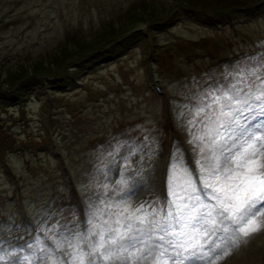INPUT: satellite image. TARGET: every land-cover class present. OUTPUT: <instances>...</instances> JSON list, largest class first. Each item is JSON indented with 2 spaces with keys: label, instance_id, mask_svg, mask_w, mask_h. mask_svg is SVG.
I'll return each mask as SVG.
<instances>
[{
  "label": "rangeland",
  "instance_id": "1",
  "mask_svg": "<svg viewBox=\"0 0 264 264\" xmlns=\"http://www.w3.org/2000/svg\"><path fill=\"white\" fill-rule=\"evenodd\" d=\"M184 1L213 16L223 15L226 7L237 6L238 3L247 1H250V7L234 10L240 14L259 7L252 4L259 0ZM172 10L173 0H0V214L8 215L0 222V241L4 242L0 254H4V258L5 253L6 258L12 255L11 234H19L33 228L25 223L26 216L35 218L37 225L43 230L50 228L56 215L61 216L60 223L66 214L71 216L73 221L68 228L79 220L75 208L64 204L54 213L46 201L51 194L61 195L62 189L67 191L72 187L71 195L75 196L78 193L84 195L88 203V217L92 216L93 220L99 222L91 221L93 226L88 227V235L80 231L79 225L75 226L73 244L66 241L65 232H58L54 227L46 231L45 236L52 239L55 246L72 254L68 262L62 261L53 247L39 240L34 247L38 250L40 247L47 249L39 256L45 259L41 261L34 254L31 262L28 256H24L23 264L30 262L81 264V261L83 264H115L106 254L108 247L111 246L109 241L115 236L113 230L128 223L124 208L136 210L144 205L142 212L149 208L146 204L157 197V192H160L162 154L159 150L153 149L142 153L144 158H140L134 165L137 172L129 176L130 168L127 166L121 178L115 181L111 177L114 174L115 162L105 148L109 145L94 147L97 143L94 141L98 138H102L100 142L104 139L108 142L113 141L110 148L115 150L117 142L118 144L122 142L119 136L112 135L119 124L123 126L134 124V127L138 128L139 132L144 131V134L153 135L156 131L163 135V108L169 106L170 96L176 124L190 141L195 152L199 177L209 183H216L214 176L210 175L211 169L217 163L215 158L217 149L211 146V139L219 137H216L214 132L211 137L205 135L207 132L205 124L208 123L205 117L208 113H197L191 107H185L190 106L186 100L190 96H195L198 101L203 94L202 90L207 89L209 85L223 89L230 80L238 84L234 89L229 86L235 93L236 89L243 85H249L245 94L257 93L264 89V52L261 55L244 57L224 67L216 65L215 68L207 70L209 67L205 65V61L216 64L220 53L229 54L240 47L242 49L250 45L253 47L256 42L264 44V38H261L264 36V5L253 17L243 21L238 19L236 30L230 29L227 19L211 22L209 23L211 26L181 21L182 23H178L176 27H169L171 28L169 33L158 31L154 38L163 41L162 46H153V38L142 40L145 51L155 48L161 51L159 56L162 57L152 62V71L147 73H153L149 78L151 82L160 81L164 84L169 96L167 102L163 95H158L147 88V77L140 65L141 46L138 42L128 43L120 33L131 25H138L142 30L146 28L145 22L139 20L135 12L150 13L153 18H168ZM174 14H177V11H173L170 17ZM168 39L175 40L176 44L165 45ZM201 49L209 50L211 57L199 51L204 61L199 59L187 61L186 58L192 51ZM108 52L110 54L105 57L99 56ZM93 57H97L92 60L95 61L94 66L102 63L96 68L99 70L96 71L98 74L93 77L94 79L88 80L87 87L72 88L66 93L56 90L52 101V105H55L53 115L49 117L52 108L48 110L46 107L45 95L42 94L46 91L43 87L50 83L66 81L58 78L61 69L70 64L69 59L79 58L87 61ZM108 60L111 61L103 63ZM36 66L40 68L34 70ZM177 70H181L180 74H174ZM34 73L36 77L33 76ZM204 82L208 85L204 86ZM26 86L28 87L20 92H25L26 98L10 105L4 103V98L20 94L13 95ZM39 87H42L41 91H38ZM93 98L97 99L91 100ZM83 104L85 106L81 107ZM236 105L237 103L233 101L231 111L236 109ZM1 124L4 130L1 129ZM261 124H264V119L260 120L257 126ZM56 136L63 145L72 166L70 168L76 177L70 184L62 179L65 169L53 153L55 143L53 138ZM195 136L205 138L203 141L193 143ZM257 140L264 143V134H258L253 143ZM123 147L118 153L125 154L123 157L125 164H134L131 160V154L134 153L132 146ZM202 147L203 152L200 150ZM152 156L156 160L153 166L148 168ZM261 160L264 161V157H261ZM220 163L222 164V157ZM177 173L179 179L175 181ZM134 176L142 180V185L138 187L139 190L134 196H129L130 192H124L123 195L122 188ZM173 179L175 191L179 195L184 193L182 198L197 195L195 177L192 176L190 169L179 167L174 172ZM220 186V183H216L217 188ZM208 191L211 194L213 190L208 187ZM139 195H144L141 202L137 201ZM203 202L213 207L217 204L214 199ZM118 219L121 225L116 224ZM151 219L149 217V220ZM251 219H254L259 227L256 231H250L247 237L238 230L233 232L229 220L225 221L228 225L225 237L231 238V246L226 242L227 254L222 255L228 259L226 264H232L230 259H234L237 254L245 256L238 257L237 264H264V206ZM37 225L34 228L38 229ZM238 226L243 225L239 222ZM92 232L99 233L96 241L90 240ZM85 236L88 237L87 243L83 239ZM77 237L80 239H76ZM217 237H219L217 233L214 235L212 232L201 233L197 243L202 239L218 240ZM260 237L263 238L261 245L254 251L247 252L246 249L253 239ZM92 245L96 246L94 250L103 253L100 261L87 262L86 256L89 254L81 255L84 250L90 253L94 251ZM120 255L127 256V264H138L137 258L141 252L121 249ZM222 256L213 258L211 264H219ZM159 257V253H153L152 257L139 264H157Z\"/></svg>",
  "mask_w": 264,
  "mask_h": 264
},
{
  "label": "snow or ice",
  "instance_id": "2",
  "mask_svg": "<svg viewBox=\"0 0 264 264\" xmlns=\"http://www.w3.org/2000/svg\"><path fill=\"white\" fill-rule=\"evenodd\" d=\"M230 85L233 89L236 87L231 80L229 84L223 86V89L216 85H209L207 89L202 90L203 94L198 102L194 100L192 105H185L197 113L207 112L205 119L208 123L205 124L207 129L205 135L211 137L214 132L215 136L219 137V139H211V146L217 149L215 153L217 163L211 169L210 175H213L216 183H220L221 186L217 188L216 183H209L205 180V187H211L213 190L211 194L205 193V196L216 200V206L204 203L205 197L198 194L188 197L183 204L177 203L174 197L178 198L179 193L172 187L171 177L173 169L182 167V165L178 162L170 164L169 188L164 198V207L159 212L151 206L141 212L144 205L136 210L124 208L128 223L124 226L121 225L119 219L116 221V224L121 227L113 230L115 236L110 239L111 246L106 252L115 264H127L125 258L120 255L121 249L140 250L141 255L137 258L138 264L148 260L153 253L160 254L157 264H194L195 261L206 259L204 252H213L214 256L208 260V264H211V259L226 255L227 251L226 249L215 251L218 245L209 249L203 244H198L197 240L200 239L201 233L212 232L214 235L218 226H222V231L227 233L228 225L225 221L228 220L236 225L233 227V232L238 230L245 237L250 234V231L258 229L259 226L251 217L261 211L258 205H264V161L261 160V157H264V143L258 140L253 143V141L258 134H264V124L259 126L255 124L258 116L264 117V89L260 90L262 98L255 100L253 95L245 94L243 97L236 95L230 90ZM233 101L244 105L236 116V119L242 121L239 126L234 125L233 121L228 119ZM204 138L205 136H195L192 142L203 141ZM200 150L203 152L204 148ZM220 157H222V164ZM138 190L139 188L133 189L129 196H134ZM189 201L192 202L189 203ZM160 213L164 214L162 219L158 218ZM150 216L153 217L151 220H149ZM237 222L243 226H238ZM122 227L125 230L122 231ZM72 230H75V226H72ZM152 233L156 234L155 241L149 244L147 250L144 251L139 246L145 243L143 239L145 235L151 240ZM83 239L85 243L88 242L87 236ZM224 239L231 246V238L226 236ZM101 241H103V236H101ZM3 243L0 241V246ZM32 246L31 243L27 245L29 248ZM95 247V245L91 246L93 250ZM21 250H23L22 247ZM85 254L90 255L91 253L84 250L81 255ZM44 259L43 256L39 257L41 261ZM3 260L4 254H0V261ZM12 264H16L15 260Z\"/></svg>",
  "mask_w": 264,
  "mask_h": 264
},
{
  "label": "trees",
  "instance_id": "3",
  "mask_svg": "<svg viewBox=\"0 0 264 264\" xmlns=\"http://www.w3.org/2000/svg\"><path fill=\"white\" fill-rule=\"evenodd\" d=\"M66 52H68V51H66ZM62 59H64V58H62ZM62 59H60V62H62ZM37 68H40V66H36L33 69L36 70Z\"/></svg>",
  "mask_w": 264,
  "mask_h": 264
},
{
  "label": "bare ground",
  "instance_id": "4",
  "mask_svg": "<svg viewBox=\"0 0 264 264\" xmlns=\"http://www.w3.org/2000/svg\"><path fill=\"white\" fill-rule=\"evenodd\" d=\"M263 247V246H262Z\"/></svg>",
  "mask_w": 264,
  "mask_h": 264
}]
</instances>
